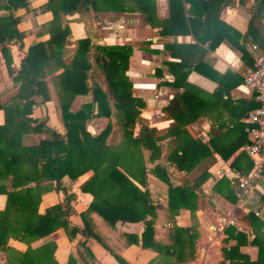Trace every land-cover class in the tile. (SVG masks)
I'll use <instances>...</instances> for the list:
<instances>
[{
    "label": "trees",
    "instance_id": "16d2710c",
    "mask_svg": "<svg viewBox=\"0 0 264 264\" xmlns=\"http://www.w3.org/2000/svg\"><path fill=\"white\" fill-rule=\"evenodd\" d=\"M168 1L170 8L173 7V0ZM28 2L0 0V9L7 10V14L0 15V52L7 75L16 88V92L5 102L0 101L4 117L0 124V194L6 196L4 209L0 211V250H6L8 236L29 243L59 227L63 228L68 239L78 233L84 238L100 240L93 220V216H97L110 228L117 221H141L144 227L140 238L126 237H133L134 242L139 240L143 248L163 252L161 264H177L184 255L192 257L191 249L187 251L179 245H162L153 239L158 207L146 189L147 169L142 149L149 150L147 159L153 162L158 157L159 141L165 135L157 134L155 128L147 126L139 116L143 102L132 96L131 83L125 74L131 47L99 45L86 36L74 40L73 52L64 59L63 48L70 34L65 16L76 12L80 0H47L38 10L51 12L52 18L46 23L49 37L30 45L19 68L15 69L8 44L13 39L20 40L22 34L16 29L19 18L13 15V11L26 8ZM148 2L134 0L131 6L125 0H85V5L96 12H128L134 9L133 6L147 12ZM218 10L205 13L201 16L203 21L207 23L208 16L215 15ZM252 10L254 18L245 33L253 36L257 32L264 50V28L259 22L264 13V0H255ZM146 19L148 21V16ZM53 66H60L61 72L49 81L36 77L37 72ZM176 67L181 72L171 85L181 88V92L166 107L174 122L166 134L174 138L175 146L165 161L186 173L203 160L207 159V164L192 181L180 185L170 182L166 167L159 163L150 172L167 187V210L176 212L184 208L193 216L197 206L195 190L208 178L207 167L213 161L212 153L227 159L234 149L226 150L222 144L215 145L213 141L218 142L217 136L210 138L208 146L192 136L185 127L195 116L198 105L207 98L198 96L195 89L186 84L185 77L190 66L181 62ZM88 92L91 100L81 103L77 110H70L73 99ZM34 96L39 98V103L54 100L64 133L60 134L46 126L44 120L38 121L30 116L32 106L37 104ZM221 96L222 91L218 89L209 97L219 102ZM98 117L106 118L107 122L97 134H91L85 128V122ZM136 126L138 129L135 132ZM250 142L248 138L247 144ZM250 166L251 163L248 168ZM86 172L90 175L79 185V191L89 194L91 199L86 208L78 213L82 228L69 223L67 206L62 208L54 204L41 214L33 211L34 204L43 193L63 189L62 177L75 180ZM214 191L230 202L234 201L227 179L217 181ZM69 198L66 197L67 200ZM259 199L264 203V192ZM245 217L251 228L250 240L247 241V235L234 227H226L225 240L234 239L235 243L222 249L223 258L228 264H264V233L261 231L264 222L251 211ZM184 231L188 229L173 227L172 234L179 235ZM246 243L257 249L254 260L238 252L239 246ZM78 245L92 258L83 243L78 242ZM53 247L51 242L33 249L28 247L17 261L20 264H57L52 259ZM72 262L73 258L69 257L65 264Z\"/></svg>",
    "mask_w": 264,
    "mask_h": 264
},
{
    "label": "crops",
    "instance_id": "0c3cea01",
    "mask_svg": "<svg viewBox=\"0 0 264 264\" xmlns=\"http://www.w3.org/2000/svg\"><path fill=\"white\" fill-rule=\"evenodd\" d=\"M46 1L29 0L26 8L13 11V15L19 18L16 29L22 34L20 40L13 39L8 44L12 67L15 69L19 68L30 45L49 37L46 23L52 18L51 12L38 10ZM125 1L132 6L134 0ZM148 1L147 12L140 11L135 6L128 12H96L86 6L88 28L80 20L78 13L66 15L70 34L66 37L63 58H68L73 52L75 39L86 36L99 45L131 47L125 74L131 83L132 96L143 102L139 116L147 126L155 128L157 134L165 135L159 141L160 150L153 162L147 159L149 150L142 149L147 169L146 189L158 207L153 224V239L162 245H179L187 251L192 250V257L184 255L177 264H198L201 260L207 264H228L223 258L222 249L234 245L235 241L225 240L224 229L234 227L246 234L249 241L252 235L246 214L258 211L257 216L264 222V203L259 199V195L264 192V167L261 169V178L256 179L250 188L240 192L235 185L237 178L245 176L251 168H248L251 161L244 151L249 138L245 132L244 118L247 111L257 106L252 94L243 85L242 75L253 67V58L264 51L257 32L253 36L245 33L254 18L252 8L255 0H173L171 8L168 0ZM215 9H219L218 12L208 16L210 18L207 23L203 21L201 16ZM5 14L7 10L0 9V15ZM104 16L114 18L108 22L102 20ZM259 22L264 28V13ZM253 45L255 49H252ZM181 62L190 66L185 77L186 84L192 86L198 96L207 98L198 105L195 116L185 127L192 136L208 146L210 138L217 136L218 142L213 141L215 145L222 144L226 150L234 149L227 159L221 158L216 152L212 153L213 161L207 167L208 178L195 190L197 206L193 216L184 208H179L176 212L167 210V187L150 172L159 163L166 167L170 182L180 185L192 181L207 164V159L203 160L186 173L176 170L165 161L175 146L174 138L166 134L174 123L167 114L166 107L181 92V88L171 85L181 72L176 67ZM60 72V66H53L37 72L36 77L49 81ZM88 84L90 85V81ZM218 89L222 91V96L219 102H214L209 96ZM15 92L16 88L7 75L0 52V101L5 102ZM33 100L37 104L32 106L30 116L38 121L44 118L46 126L60 134L64 133L54 100L39 103V98L35 96ZM90 100V92L78 95L71 102L70 110H77L81 103ZM3 119V111L0 109V124ZM106 122L104 117L92 118L86 120L85 128L89 133L97 134ZM137 129L136 126L134 131ZM220 172L223 173L222 176H219ZM89 175L90 172H86L75 180L62 177L63 189H51L43 193L34 204L33 211L41 214L54 204H59L62 208L67 206L69 223L82 228L78 213L86 208L91 197L80 192L79 185ZM220 179L230 182L233 202L214 191V184ZM68 196L69 200L66 199ZM5 200L6 196L0 194V211L4 209ZM225 219H232L234 224L223 225ZM93 220L100 240L84 238L78 233L68 239L60 227L29 243L8 236L6 250H0V264H20L17 260L28 247L33 249L47 242L54 245L52 259L57 264H65L69 257L73 258L71 264H161L164 259L163 252L143 248L139 240L134 242L133 237H126L130 235L140 238L144 227L141 221H117L110 228L97 216H93ZM173 227L187 228L188 231L179 235L172 234ZM261 231L264 233V226ZM209 236L212 237L211 241L207 239ZM78 242L84 244L92 258ZM200 246L206 247L204 254L200 253ZM238 252L254 260L257 249L246 243L239 246Z\"/></svg>",
    "mask_w": 264,
    "mask_h": 264
},
{
    "label": "built area",
    "instance_id": "2783aa9c",
    "mask_svg": "<svg viewBox=\"0 0 264 264\" xmlns=\"http://www.w3.org/2000/svg\"><path fill=\"white\" fill-rule=\"evenodd\" d=\"M121 27V26H118ZM256 47L253 45L252 49ZM243 85L252 94L257 106L247 111L244 123L245 132L251 142L244 147L246 155L251 161V168L249 172L242 177H238L235 181L237 189L241 192L250 188L256 179L261 178V169L264 167V51L257 54L253 58V67L246 70L243 75ZM223 173H219L222 176ZM254 215H258V211H253ZM223 225H232V219L223 220ZM214 231V228H210ZM208 241L212 240L209 236ZM200 253L204 254L206 251L205 246L199 247ZM198 264H207L204 260Z\"/></svg>",
    "mask_w": 264,
    "mask_h": 264
},
{
    "label": "water",
    "instance_id": "95a60500",
    "mask_svg": "<svg viewBox=\"0 0 264 264\" xmlns=\"http://www.w3.org/2000/svg\"><path fill=\"white\" fill-rule=\"evenodd\" d=\"M86 5H85V0H80V2L78 3V8L76 10V13L79 14L80 16V20L84 21L85 27L88 28V17L86 16L85 10ZM251 18H253V13L251 14Z\"/></svg>",
    "mask_w": 264,
    "mask_h": 264
},
{
    "label": "rangeland",
    "instance_id": "374dc122",
    "mask_svg": "<svg viewBox=\"0 0 264 264\" xmlns=\"http://www.w3.org/2000/svg\"><path fill=\"white\" fill-rule=\"evenodd\" d=\"M114 18V16H104L103 17V21H108V22H110L112 19ZM103 31H105V30H103ZM107 31V30H106ZM108 32V31H107ZM41 120H44V118H42ZM40 120V121H41ZM45 121V120H44Z\"/></svg>",
    "mask_w": 264,
    "mask_h": 264
}]
</instances>
